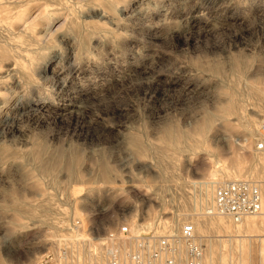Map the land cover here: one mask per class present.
Instances as JSON below:
<instances>
[{"label": "rangeland", "instance_id": "obj_1", "mask_svg": "<svg viewBox=\"0 0 264 264\" xmlns=\"http://www.w3.org/2000/svg\"><path fill=\"white\" fill-rule=\"evenodd\" d=\"M15 5L0 27V264L48 252L101 262L122 226L175 233L188 221L206 264H264V0ZM33 7L61 16L49 39L41 19L14 16ZM227 179L259 186L254 223L206 214Z\"/></svg>", "mask_w": 264, "mask_h": 264}, {"label": "built area", "instance_id": "obj_2", "mask_svg": "<svg viewBox=\"0 0 264 264\" xmlns=\"http://www.w3.org/2000/svg\"><path fill=\"white\" fill-rule=\"evenodd\" d=\"M256 149L264 150V125ZM262 194L249 179L225 180L212 196L213 213L235 221L256 214ZM113 236V235H112ZM192 222L182 223L175 233L131 232L122 226L113 238L107 257L101 262L81 264H206L204 245ZM34 264H62L53 253H46Z\"/></svg>", "mask_w": 264, "mask_h": 264}, {"label": "bare ground", "instance_id": "obj_3", "mask_svg": "<svg viewBox=\"0 0 264 264\" xmlns=\"http://www.w3.org/2000/svg\"><path fill=\"white\" fill-rule=\"evenodd\" d=\"M16 2H17V0H0V27H4V28H7L8 27V24H10L11 23V19L13 18V14H11V10H13V8H15L16 7ZM48 2V1H47ZM75 2V1H74ZM19 6V5H18ZM64 7H66V6H64ZM36 7H33V8H30V9H28V10H26L25 12L24 11H17V12H15L14 13V16H16L17 18H22V20H23V22L24 23H28L30 20H33V19H41L42 20V22H43V24H44V30H42L43 31V34H42V37L41 38H39L40 40H42V38L44 37V38H47V36L48 35H50V32L51 31H53V30H55L56 28H57V24H58V22H59V20L61 19V16L60 15H57V16H55V17H53V18H51V17H47V15H43L42 13H35V11H36ZM40 9V8H39ZM61 9V8H60ZM66 9V8H65ZM41 10H42V8H41ZM40 10V11H41ZM56 10V9H55ZM39 11V10H38ZM46 14V13H45ZM51 14V13H50ZM61 14V13H60ZM49 15V14H48ZM65 15V14H64ZM38 16V17H37ZM51 16V15H50ZM62 20V19H61ZM60 20V21H61ZM16 23V26L17 27H19L20 25H21V23H19V22H15ZM31 23V22H30ZM40 24V23H39ZM15 26V27H16ZM13 29V28H12ZM18 29V28H17ZM20 29V28H19ZM17 31V30H16ZM21 31V30H20ZM4 35V34H3ZM31 37V36H30ZM38 36H36L35 38H37ZM4 38V37H3ZM43 38V39H44ZM5 39V38H4ZM48 39H49V36H48ZM27 40V39H26ZM34 42V41H33ZM26 44V43H25ZM28 44V43H27ZM10 45V44H9ZM14 45V44H13ZM40 45V44H39ZM47 47V46H46ZM24 48V47H23ZM37 48V47H36ZM1 50V49H0ZM0 56H2V57H5L6 56V52L4 51V50H2L1 52H0ZM25 60V59H24ZM25 62V61H24ZM5 63V62H4ZM5 66H6V68H7V70H16V71H20L21 69H22V67H21V64H20V62H18L17 60H8V61H6V63H5ZM2 73V72H1ZM1 73H0V78H1ZM3 74V73H2ZM23 75V74H22ZM27 75V74H26ZM233 107H232V104H229L228 106H226V109H232ZM210 121H211V116L209 115V114H205L204 115V117H203V120L201 121V123H200V125H198V129L199 130H204L208 125H209V123H210ZM164 136L166 137V138H174V137H176V136H181V135H179V134H176L175 132H174V130H173V128H166L165 130H164ZM180 138V137H179ZM134 144H136V143H134ZM41 149H42V147H41V145H37V147H36V151H35V156L36 157H40L41 156ZM63 153H62V151L60 150V151H58L57 152V158H59L61 155H62ZM70 160H72L71 158H70ZM43 166V165H42ZM108 167L105 165V164H102V178L103 179H105V180H108ZM68 172L70 173V174H72L73 173V168H72V165H70L69 167H68ZM214 174H218V173H216V171L214 172V173H210V176H212V175H214ZM215 175V176H216ZM228 180V179H227ZM230 180H232V179H230ZM223 181H225V180H223ZM223 181H221L220 183H218L217 185H219V184H221V183H223ZM214 181H208V182H206V185H210L209 183H213ZM208 192H209V190L207 189V187H206V190H205V196H206V198H208L209 197V194H208ZM214 192V191H213ZM213 196V195H212ZM210 207H212V198H211V201H210V203H209V206L207 207V212H206V214H208V215H220V214H216V213H213V208H211V209H209ZM221 216H223V215H221ZM243 221H245L244 223H254V220L253 219H251V220H246V219H243ZM134 229V228H133ZM131 231H132V229H130ZM136 230H138V229H136ZM133 231H135V229L133 230ZM197 232V231H196ZM136 233V232H135ZM170 234V233H169ZM259 246V245H258ZM211 248H213L209 243L207 244V250H208V252L210 253V254H212V252H213V249H211ZM110 249V248H109ZM109 249H107L106 250V257H107V254H108V250ZM263 246H259V250L260 251H263ZM88 255V257L89 258H93L94 260L95 259H98L100 256H101V252H94V253H89V254H87ZM76 256V258H77V262H80V258H81V256L79 255V254H76L75 255ZM93 259H90L89 261L91 262ZM210 262H212V260L210 259ZM65 264H69V262H68V259H66L65 260ZM71 264V263H70Z\"/></svg>", "mask_w": 264, "mask_h": 264}]
</instances>
